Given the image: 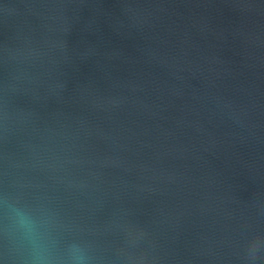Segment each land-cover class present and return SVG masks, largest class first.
<instances>
[{"label":"water","instance_id":"obj_1","mask_svg":"<svg viewBox=\"0 0 264 264\" xmlns=\"http://www.w3.org/2000/svg\"><path fill=\"white\" fill-rule=\"evenodd\" d=\"M0 264H264V0H0Z\"/></svg>","mask_w":264,"mask_h":264}]
</instances>
